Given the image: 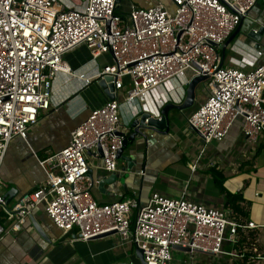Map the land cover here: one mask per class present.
I'll return each instance as SVG.
<instances>
[{
    "label": "built area",
    "instance_id": "1",
    "mask_svg": "<svg viewBox=\"0 0 264 264\" xmlns=\"http://www.w3.org/2000/svg\"><path fill=\"white\" fill-rule=\"evenodd\" d=\"M255 3L171 0V7L156 4L119 13L115 0H84L68 8L58 0H0V170L10 143H27L29 130L53 108L56 76L74 75L66 53L85 45L93 59L110 55L112 63L102 68L97 81L109 78L115 90L114 100L91 110L70 131L63 148L38 161L43 182L6 204L0 181V219L17 233L43 205L63 233L76 231L75 240L88 242L115 232L123 243L142 250L145 264H170L176 246L189 249L190 255L237 256L224 247L236 244L239 230H255L254 222L242 225L228 210L158 193L144 205L134 196L101 204L92 195L96 181L89 175L88 155L100 157L109 176L116 173L129 133L120 123L119 100L151 95L159 104L155 92L165 94L168 81L185 75L188 83L208 76L206 100L187 119L205 144L222 141L238 118H243L247 140L256 142L264 135V61L246 72L223 66L218 54ZM5 233L0 223V238Z\"/></svg>",
    "mask_w": 264,
    "mask_h": 264
},
{
    "label": "crops",
    "instance_id": "2",
    "mask_svg": "<svg viewBox=\"0 0 264 264\" xmlns=\"http://www.w3.org/2000/svg\"><path fill=\"white\" fill-rule=\"evenodd\" d=\"M58 2L61 7L68 8L79 7L84 0ZM156 4L171 7V0H123L117 12L125 13L132 7L148 8ZM248 18L253 21L254 29H264V0H256ZM231 35L226 45L224 43L218 49L223 66L247 72L264 61V34L259 43L243 33L232 38ZM64 60L74 75L59 73L56 76L53 81V108L47 114H42L39 123L29 130L27 143L20 139L10 143L3 161L0 170L3 184L1 193L5 195L14 188L16 192L12 195V204L20 194L45 180L44 170L38 161L63 148L68 143L70 131L91 110L109 100L99 87L97 77L104 66L112 63L110 55L93 59L89 49L80 45L66 53ZM188 80L189 75H185L168 81L164 85L165 94L158 89L154 96L159 104L151 95L127 103L119 100L120 123L128 129V136L133 132L131 125L138 115H157L161 104L168 101L178 103L185 94ZM198 87L200 92H196L191 108L169 111L166 134L148 132V143L147 138H138L128 144L123 152L125 159H118L114 183L99 188V182L109 175L102 170L100 157L88 155L89 175L96 181L92 195L101 204L134 196L144 205L153 193H158L168 198L183 197L208 208L230 211L226 207L227 193H240L250 204L245 224L254 222L257 225L255 230L243 231L245 235L251 231L255 234V245H245L242 252L235 250L238 255L234 258L242 260L252 246L264 252V135L261 134L256 142L247 140L242 133L243 118H238L222 141L205 144L187 123L191 113L207 97L204 84ZM193 165L196 166L195 171L191 169ZM0 223L6 229L0 238V264H140L134 255L136 247L133 243H123L116 234L88 242L75 240L76 231L63 233L48 218L43 205L33 210L17 233L10 230L8 221L0 219ZM175 252L181 251L174 250L173 254ZM197 256L213 257L201 253H197ZM190 258L194 256L190 255ZM258 258L263 261L264 253ZM252 259L253 256L248 253L247 263ZM184 263L185 259L176 263L172 257L170 264ZM191 264H195V261L192 260Z\"/></svg>",
    "mask_w": 264,
    "mask_h": 264
},
{
    "label": "water",
    "instance_id": "3",
    "mask_svg": "<svg viewBox=\"0 0 264 264\" xmlns=\"http://www.w3.org/2000/svg\"><path fill=\"white\" fill-rule=\"evenodd\" d=\"M123 0H115L116 10H118L119 6L122 4ZM243 33L248 38L256 41L259 43L261 41V38L264 34V29L261 28L258 31L254 29V23L252 20L248 18V14L244 17H242L240 24L234 31V33L231 35V38L235 36L236 34ZM230 38V39H231ZM229 40V39H228ZM228 42V41H227ZM226 42V43H227ZM224 44V46L226 45ZM208 79L207 75H200L197 77H194L191 79V81L188 83L186 89L183 101L180 104L176 103H167L161 107L160 110H158L157 115H153L150 113L142 115L141 119H135L131 125L132 133L129 135L124 143L122 148L119 150L118 158L119 159H125L123 156L124 150L127 148L129 143H133L138 138H147L148 132H155L160 134H166L168 132L169 127V119L168 114L171 109H177L180 111L186 110L188 108H191L194 105L195 97H196V89L199 85L204 83ZM99 87L102 89V91L107 95L109 100L115 99V90L114 85L109 83V78H106L105 80H99L98 81ZM147 120V122H145ZM117 177L115 174H111L109 177L102 179L99 182V188L102 189L105 184L114 183L116 181ZM16 191L14 188H11L5 195L4 198L6 200V204H10L12 200V194H14ZM36 229L40 231L39 227L35 225ZM116 234L108 233L106 235H102L98 238H104L110 235ZM176 250H179L181 252H190L189 249L176 246ZM135 258L139 261L140 264H145L143 252L139 248H135L134 251ZM128 264V263H123Z\"/></svg>",
    "mask_w": 264,
    "mask_h": 264
},
{
    "label": "trees",
    "instance_id": "4",
    "mask_svg": "<svg viewBox=\"0 0 264 264\" xmlns=\"http://www.w3.org/2000/svg\"><path fill=\"white\" fill-rule=\"evenodd\" d=\"M212 173L214 172L212 171ZM226 199H227L226 207L231 211L230 214L231 219L244 225L248 218L250 204L243 199L240 193L237 194L227 193ZM132 225H133V220L131 221V227ZM254 240H255V234L252 231L249 232L247 235H245L243 231L239 230L236 244L234 246L226 245L224 248L227 251H230V249H234L238 252H242L243 247L245 245L247 246L254 245ZM245 255L246 256H244L242 260H238V262L235 261L234 264H247L248 253H245Z\"/></svg>",
    "mask_w": 264,
    "mask_h": 264
},
{
    "label": "rangeland",
    "instance_id": "5",
    "mask_svg": "<svg viewBox=\"0 0 264 264\" xmlns=\"http://www.w3.org/2000/svg\"><path fill=\"white\" fill-rule=\"evenodd\" d=\"M122 8H123V6H121L120 9H122ZM196 92H198V94H199L200 88ZM252 248H253V246H252ZM252 248L250 250H248V253L251 256H253L254 259L250 260L249 264H264V260L262 261V259L260 260L258 258L259 256L262 257L264 252L261 249H259V248L258 249L255 248L256 251H254V248L253 249ZM230 250L233 251L232 249H230ZM191 256H194V258H190V254L189 253L184 255L181 252H175L172 257H173V261L176 262V263L177 262H181L182 260L185 259V263L184 264H191L192 260L195 261V264H234L235 261L238 262V260L236 258H234V256H228V255L219 256V257H216V258H214V257H210L209 258V256H205L204 258H201L200 256H197V253H194Z\"/></svg>",
    "mask_w": 264,
    "mask_h": 264
}]
</instances>
